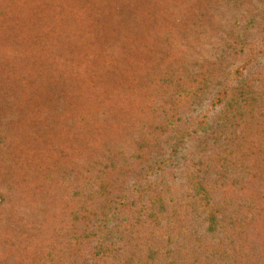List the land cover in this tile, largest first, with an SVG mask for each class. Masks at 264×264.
<instances>
[{"label":"trees","instance_id":"16d2710c","mask_svg":"<svg viewBox=\"0 0 264 264\" xmlns=\"http://www.w3.org/2000/svg\"><path fill=\"white\" fill-rule=\"evenodd\" d=\"M181 1L0 0V264H264L261 114L235 120L221 157L166 169L235 86L185 115L219 74L157 48ZM183 195L196 214L179 217Z\"/></svg>","mask_w":264,"mask_h":264},{"label":"rangeland","instance_id":"374dc122","mask_svg":"<svg viewBox=\"0 0 264 264\" xmlns=\"http://www.w3.org/2000/svg\"><path fill=\"white\" fill-rule=\"evenodd\" d=\"M173 9L179 10L177 13L180 24L176 25L177 32L160 35L157 48L165 44L163 53L172 49L174 57L191 69H195L194 63L208 60L205 67L215 66L219 74L217 78H211L201 95L189 104L185 115L192 118L199 117L198 112L208 107V101L215 98L222 82L235 85L229 86L233 96L224 98L221 105L209 108L208 121L204 127H200V132L187 137L184 149L172 153L171 160L166 163L168 164L166 169L174 174L177 167L184 172L199 168L202 157L209 149L217 148V154L221 157L219 150L227 145L226 140L232 137L229 131L237 138L239 126L235 122L236 119L257 117L258 114L264 118V0H182L175 3ZM174 22L176 23V20ZM115 50V46L110 47L112 53H116ZM168 66L173 68V61ZM162 73L164 79L174 76L168 75L166 71ZM241 82L246 83L245 86H242ZM173 83L174 78H171L167 81V86ZM236 85L242 89L237 91ZM258 103L260 105L257 107ZM220 124H222L220 130L215 132V126ZM195 125L196 121L190 120L189 126ZM202 131L204 138L200 139L198 136ZM174 133L181 135L182 129L175 130L170 135ZM207 133H209L208 137H206ZM211 137L215 138L214 143ZM166 153L168 150H165L162 157ZM157 169L158 167H152L150 171L154 175L148 176L155 177ZM234 172L227 169L231 177ZM197 173L195 171L192 175L196 177ZM191 181L188 178L181 192H187L186 187H189L190 182H194L193 179ZM193 204L192 198L183 195L174 203V208L179 213V217L186 206L188 214H196L195 210L191 211ZM170 212L172 208L169 214ZM186 218L189 219L190 216ZM187 226H190L188 231L198 234L203 231L205 222L200 217H196L191 218L189 223L181 227L175 226V229L180 231L182 239L186 238L188 233ZM180 237L175 241L176 244L183 242Z\"/></svg>","mask_w":264,"mask_h":264}]
</instances>
